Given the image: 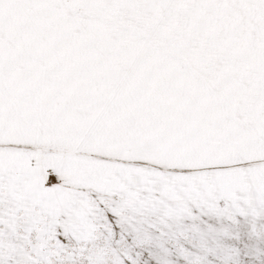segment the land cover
Listing matches in <instances>:
<instances>
[{"label":"snow or ice","instance_id":"snow-or-ice-1","mask_svg":"<svg viewBox=\"0 0 264 264\" xmlns=\"http://www.w3.org/2000/svg\"><path fill=\"white\" fill-rule=\"evenodd\" d=\"M0 264H264V0H0Z\"/></svg>","mask_w":264,"mask_h":264}]
</instances>
